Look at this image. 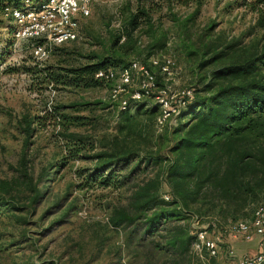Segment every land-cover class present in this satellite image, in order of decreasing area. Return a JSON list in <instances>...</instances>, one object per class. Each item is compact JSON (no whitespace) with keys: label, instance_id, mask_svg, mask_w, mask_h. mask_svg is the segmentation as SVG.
Returning <instances> with one entry per match:
<instances>
[{"label":"trees","instance_id":"obj_1","mask_svg":"<svg viewBox=\"0 0 264 264\" xmlns=\"http://www.w3.org/2000/svg\"><path fill=\"white\" fill-rule=\"evenodd\" d=\"M23 1L6 0L1 4L2 13L5 7H21ZM209 1L122 0L116 7L119 28L103 42V51L94 54L91 62L65 70L73 77L70 82L111 89L112 82L96 79V72H119L133 60L148 65L151 57L167 48L165 19L178 29L177 47L193 61V95L172 124L168 122L160 130L156 127L161 108L155 94L140 101L128 99L124 111L118 102L117 134L93 157L86 183L105 187L118 189L114 181L117 169L133 162L127 179L141 167L162 171L135 186L125 205L111 209V229L127 232L123 249L116 255L119 264H203L194 250L199 230L193 227V218L199 226L208 225L207 231L216 232L239 221L242 213L264 198V36L243 46L237 39L212 37L216 24L211 22L196 41L192 29ZM235 4L254 16L248 34L264 33V0ZM7 20L12 31V20ZM151 70L157 88H163L159 70ZM47 76L48 83L65 79L54 73ZM96 105L106 106L101 101ZM162 185L167 187L164 196ZM33 192L34 205L42 194ZM10 195L7 185L0 183V207L21 210ZM227 219L230 222L222 225L221 220Z\"/></svg>","mask_w":264,"mask_h":264},{"label":"rangeland","instance_id":"obj_2","mask_svg":"<svg viewBox=\"0 0 264 264\" xmlns=\"http://www.w3.org/2000/svg\"><path fill=\"white\" fill-rule=\"evenodd\" d=\"M5 1L0 0V183L7 185L21 210L0 207V264H119L116 255L123 249L127 232L111 229V209L125 205L135 186L162 171L141 167L127 179L136 164L133 162L117 169L114 181L118 189L86 183L94 155L117 134L121 114L115 105L137 87L133 85L114 100L108 86L78 85L68 80L73 77L65 70L89 63L94 54L103 51V42L119 28L116 7L122 0H94L91 14L79 21L77 41L42 58L34 54L30 43L12 38L11 23L1 10ZM238 1L207 2L192 29V38L197 41L211 22L216 24L212 37L237 39L243 46L264 36L261 31L248 34L254 16L237 8ZM228 3L231 8H226ZM179 12L186 14L185 9ZM163 22L168 44L159 53L169 54L175 61L168 85L172 90H183L195 85L193 61L177 47L178 29L166 19ZM114 72L118 79L119 72ZM50 73L65 79L48 83ZM96 101L106 106L96 105ZM33 191L42 194L34 205ZM161 191L166 195L167 187L162 185ZM263 202L264 198L260 199L236 220H249L254 207ZM221 221L222 225L230 222ZM222 230L208 231L210 238H219L220 253L217 260L206 264H236L226 257L228 248L235 256L244 253L246 244Z\"/></svg>","mask_w":264,"mask_h":264},{"label":"built area","instance_id":"obj_3","mask_svg":"<svg viewBox=\"0 0 264 264\" xmlns=\"http://www.w3.org/2000/svg\"><path fill=\"white\" fill-rule=\"evenodd\" d=\"M94 0H24L21 7H5L3 15L10 18L13 23L12 38L17 41L31 44L34 54L38 58L46 57L56 47H62L78 39L79 21L91 14ZM157 68L163 77L164 87L158 89L155 84V73L151 69ZM175 68V61L169 54H160L149 59V64H142L133 60L131 64L119 71V78L112 70L98 71L95 78L104 82H113L111 97L117 100L122 93H127L133 85L129 97L118 100L119 109L124 111L128 99L140 101L154 99L161 108V114L156 121V127L160 130L179 113L185 106L186 100L193 95L192 88L172 90L168 85V76ZM167 201L168 198L164 197ZM193 227L199 225L193 218ZM214 226V225H213ZM208 225L200 226L197 233V241L194 250L197 252L203 264L217 259L220 253L219 238H210L207 231ZM231 239L241 241L244 244H255V252L252 255H243L237 259L236 264H264V203L257 207L249 220H239L229 223L222 230ZM226 257L236 259L232 248L226 251Z\"/></svg>","mask_w":264,"mask_h":264},{"label":"crops","instance_id":"obj_4","mask_svg":"<svg viewBox=\"0 0 264 264\" xmlns=\"http://www.w3.org/2000/svg\"><path fill=\"white\" fill-rule=\"evenodd\" d=\"M254 247V249H252ZM244 250V253L241 255H238V256H236V259H234L235 260V263H237V259H239L240 257H242L244 254H246L245 252H250V254L252 255L254 252H255V244H253V245H245L244 246V248H243ZM217 258H219V257H217ZM217 260V259H216Z\"/></svg>","mask_w":264,"mask_h":264}]
</instances>
